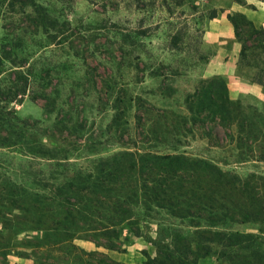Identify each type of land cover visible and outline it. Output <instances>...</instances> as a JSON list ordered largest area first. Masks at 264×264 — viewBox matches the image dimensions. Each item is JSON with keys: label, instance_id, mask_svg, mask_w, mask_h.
I'll list each match as a JSON object with an SVG mask.
<instances>
[{"label": "trees", "instance_id": "obj_1", "mask_svg": "<svg viewBox=\"0 0 264 264\" xmlns=\"http://www.w3.org/2000/svg\"><path fill=\"white\" fill-rule=\"evenodd\" d=\"M18 8L28 14L27 35L11 48L0 43V149L21 154L31 169L20 177L0 159L4 259L15 254L34 264H202L215 255L216 264H264V173L229 167L264 161V101L261 109L245 95L232 98L220 74L201 77L186 92L185 111L122 94L115 84L104 91L111 90L107 102L101 95L90 100L93 90L100 91L95 85L81 84L79 96L73 81H66L69 87L53 83L51 68L40 64L63 32L57 19L34 0H0V14ZM229 17L242 40V68L264 84V65H243L239 22L262 39L263 28L241 12ZM259 45L264 52V42ZM25 97L42 116L21 115L13 103ZM91 102L112 111L104 127L112 139L108 149L87 144L96 123L86 114ZM190 138L213 140L209 148L231 149L233 158L188 149ZM245 222L258 229L234 228ZM138 241L141 246L130 252Z\"/></svg>", "mask_w": 264, "mask_h": 264}, {"label": "rangeland", "instance_id": "obj_2", "mask_svg": "<svg viewBox=\"0 0 264 264\" xmlns=\"http://www.w3.org/2000/svg\"><path fill=\"white\" fill-rule=\"evenodd\" d=\"M34 1L42 5V12L57 19L63 31L47 47L40 63L51 68L53 83L60 85L64 82L69 87L70 84H66V81H73L72 86L76 87L79 96L83 89L81 84L91 87L90 89L95 85L100 91L97 93L93 90L90 100L101 95L105 102L111 90L108 88L107 93L104 91L115 84L122 94L137 93L156 107L168 106L185 111L184 96L200 79L199 68L210 52V49L206 50L202 46V32L214 12L228 9L231 2L236 0ZM237 12L231 10L229 14ZM27 15L19 8L14 14H0V43L5 42L6 47L11 48L13 41L22 33L27 35ZM239 23L246 46L243 65H264V52L259 45L261 41L264 42L262 34L249 31L246 22ZM10 32L14 34L10 35ZM23 38L27 43V36ZM14 48L16 47L13 46ZM74 65H78L76 69ZM153 68L158 72H150ZM244 74L250 77L252 70L247 71V67H244ZM164 96L170 97L163 98ZM81 99L78 101L79 105L82 103ZM247 99L257 103L262 109L261 99L254 95H248ZM41 103L43 101H39ZM100 103L102 104L101 101ZM13 104L21 115H43L40 106L26 97L24 101ZM89 105L86 114L96 123L88 131L87 144L92 145L95 142L97 144L94 148L108 149L112 147V139L107 138L110 136L104 127L112 111L106 105L92 102ZM97 108L102 110L98 111ZM219 129L223 130L221 127ZM49 141L47 139L48 143ZM99 141L103 143L99 144ZM212 142L214 141L209 139L190 138L186 140V147L205 151L209 156L222 161L233 158L230 156L231 149L209 148V143ZM151 144L162 147L155 141L148 145ZM0 151H3L0 159L4 167L16 170L20 177L24 171L31 169V162L20 159L21 154L4 148ZM229 167L241 174L252 170L264 173V161L234 162ZM238 227L242 230H257L258 226L253 223L244 226L236 223L234 228ZM77 243L88 250L95 248L94 243L89 240H78ZM140 246L139 241L130 244L129 251L134 252ZM114 255L119 257L118 254ZM125 258L135 261L133 255H126ZM205 259L207 263L210 258ZM210 263L213 264L212 261ZM214 263L216 264V260ZM0 264H34V261L15 254L4 259L0 254Z\"/></svg>", "mask_w": 264, "mask_h": 264}, {"label": "crops", "instance_id": "obj_3", "mask_svg": "<svg viewBox=\"0 0 264 264\" xmlns=\"http://www.w3.org/2000/svg\"><path fill=\"white\" fill-rule=\"evenodd\" d=\"M235 10L245 14L255 25L264 30V2L262 0L232 1L228 9H223L210 17L202 32V46L210 49L208 58L199 68L200 78L211 74H220L226 77L229 94L232 98L254 95L264 101V84L244 74L240 53L243 47L242 40L236 32V27L229 17V12ZM255 222L237 223L241 226ZM242 230L240 227L236 228ZM258 229V227H257ZM247 231V230H242ZM135 252V251H134ZM125 258V257H124ZM202 260V264H215V257Z\"/></svg>", "mask_w": 264, "mask_h": 264}]
</instances>
